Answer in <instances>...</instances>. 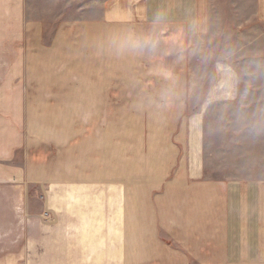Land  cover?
Returning <instances> with one entry per match:
<instances>
[{
    "label": "rangeland",
    "instance_id": "rangeland-1",
    "mask_svg": "<svg viewBox=\"0 0 264 264\" xmlns=\"http://www.w3.org/2000/svg\"><path fill=\"white\" fill-rule=\"evenodd\" d=\"M93 1L28 0L47 53L62 56L63 46L51 43H66L59 36L77 25V55L45 63L43 79L28 61H0V264H53L57 245H127L131 225L150 233L148 219L155 244H171L162 207L150 203L179 189L177 181L224 183L240 207L243 186L264 183V0H208L187 45L163 47L156 33L155 49L108 48L106 62L84 47L83 27L103 21ZM107 21L110 32L117 20ZM131 28L129 41L154 33ZM97 77L107 78V92L89 102ZM45 85H74L76 93L25 92ZM222 89L231 93L215 97ZM237 216L233 246L245 235L240 208Z\"/></svg>",
    "mask_w": 264,
    "mask_h": 264
},
{
    "label": "crops",
    "instance_id": "crops-1",
    "mask_svg": "<svg viewBox=\"0 0 264 264\" xmlns=\"http://www.w3.org/2000/svg\"><path fill=\"white\" fill-rule=\"evenodd\" d=\"M98 1L100 19L103 21L86 24L83 28L87 31V42L84 43L86 51L89 53L93 50L98 51L101 62L107 61L108 48L112 54H116L119 53L118 47L137 41L135 39L129 41L126 37L130 34L128 28L132 30L131 27L142 36L147 29L155 33L149 32V37L156 38V33L164 34L161 45L166 41L173 45L185 46L186 33L190 35L195 33V24L199 25L205 18V13H208V0H112V8L107 7L108 0ZM108 19L117 20L110 32L106 25ZM76 28L77 25L67 27L61 33L59 37L69 39L66 43L60 44L57 40L51 43L52 47L63 46L62 56L55 55V52L47 53L44 50L43 22L28 18V0H0V61H28L30 69L34 68L33 66L40 67L39 70H35L38 73L36 76L43 79L42 73L48 72L50 68L45 63L58 61L61 57H66L64 60H70L67 56L75 57L77 47L70 43V39L73 38ZM125 29L126 33L123 31ZM8 48L11 54L9 56ZM13 48L15 49L12 50ZM181 50L183 49H177L175 53L178 52L182 57ZM181 57L180 61L183 60ZM115 59L119 61L118 58ZM96 79L101 84L98 87L93 85L88 87L89 102L97 99V96L93 97L92 94L99 93L102 99L103 93L107 92V78ZM55 87L58 88L57 91ZM63 88L36 86L35 89L30 87L25 92L62 95L76 93L74 85L68 86L67 89ZM77 88L82 89V86ZM224 93L231 92H225L224 89L214 91L215 97ZM64 100L67 98L64 97ZM177 183L179 189L170 188V192L165 189L163 199H156L150 203L152 205L158 203L162 207L164 216L159 223L163 222V229L167 233L163 237L169 239L171 244L168 242L155 244L159 234L152 231L150 225H153L148 219L149 227L146 226L150 233L144 236L140 228L131 225L132 228L127 230V245L118 239L104 243H101V240H93L89 241L88 245L85 243L74 248L57 245L58 247L51 250L53 264H264V183L257 182L252 187L248 186L249 191H246L248 184L243 186L245 193L241 207L239 195L233 194L237 198H231V190L225 187L224 183L203 181ZM231 200L236 201L232 208ZM239 208L243 213L245 235L243 245L239 243L238 246H233L231 238L234 243L238 235L231 234V230H240L241 227L237 216ZM149 215H156L155 210H150ZM202 224H205L204 228L200 226ZM92 244L95 245L91 246Z\"/></svg>",
    "mask_w": 264,
    "mask_h": 264
},
{
    "label": "clouds",
    "instance_id": "clouds-1",
    "mask_svg": "<svg viewBox=\"0 0 264 264\" xmlns=\"http://www.w3.org/2000/svg\"><path fill=\"white\" fill-rule=\"evenodd\" d=\"M160 43L159 39L155 37H146L143 40L140 41H132L130 42V47L133 49H140V50H153L157 47V45Z\"/></svg>",
    "mask_w": 264,
    "mask_h": 264
}]
</instances>
